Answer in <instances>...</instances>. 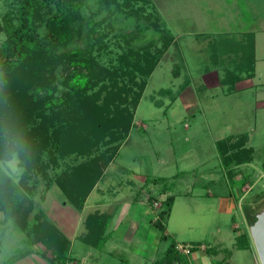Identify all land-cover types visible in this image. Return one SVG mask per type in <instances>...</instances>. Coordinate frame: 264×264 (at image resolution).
I'll use <instances>...</instances> for the list:
<instances>
[{
	"label": "rangeland",
	"instance_id": "1",
	"mask_svg": "<svg viewBox=\"0 0 264 264\" xmlns=\"http://www.w3.org/2000/svg\"><path fill=\"white\" fill-rule=\"evenodd\" d=\"M8 8L7 0H0V16ZM88 20L97 24L95 35L85 37ZM246 22L262 28L250 36L256 37L254 57L246 45L249 35L238 33ZM72 27L55 51L87 47L88 38L94 60L89 69L54 62L59 96L69 91L63 81L81 74L89 79L87 93L114 69L130 83L121 73L126 62L152 53L164 39L169 44L145 79L132 109L133 125L117 152L112 155L106 143L94 153L106 155L96 160L100 175L80 208L55 178L85 157L59 160L47 178H24L16 155L0 160L15 192L31 205L24 222L55 224L68 237V264H149L147 257L167 245L156 239L160 230L150 220L173 194L166 231L182 246L201 243L186 254L190 264H260L248 217L264 204V0H83ZM43 126L49 127L47 121ZM240 133L247 134L250 153L226 166L215 141ZM9 187L1 188L4 194ZM99 212L111 215L105 234L112 242L90 247L81 240L84 220ZM149 242L154 246L146 253L141 247ZM22 251L29 253L20 256ZM44 251L42 244L28 242L16 217L3 220L0 210V264H51L46 258L52 252Z\"/></svg>",
	"mask_w": 264,
	"mask_h": 264
},
{
	"label": "trees",
	"instance_id": "2",
	"mask_svg": "<svg viewBox=\"0 0 264 264\" xmlns=\"http://www.w3.org/2000/svg\"><path fill=\"white\" fill-rule=\"evenodd\" d=\"M126 2L131 0H123ZM82 4L83 0H7L9 8L0 16V33L3 35L0 40V160L16 155L24 178L33 174L47 178L46 171L57 166L59 160L71 155L85 157L86 161L68 165L55 178L66 197L79 208L99 178L96 160L106 155L104 152L94 153L106 143H110L108 148L112 155L117 152L120 141L126 138L133 125L132 109L140 97L145 79L154 69L159 54L169 44L164 39L161 47L152 53L146 52L139 60L127 61L120 72L127 75L130 83L121 81L119 70L114 69L106 73L104 79L107 81L101 80L95 91L87 93L89 79L81 74L76 78H66L63 83L68 84L69 91L59 96L54 93V62L67 61L89 69L94 60L92 41L88 38L87 47L58 53L54 49L55 45L72 35V25L79 17ZM95 23L87 21L85 37L88 32L95 35ZM137 76L141 82H137ZM94 85L95 82H91V86ZM133 86H138L139 90L134 91ZM44 121L49 127L43 126ZM246 140V133L216 140L215 149L220 161L226 166L230 162L245 161L250 153V149L245 147ZM7 183L10 187L4 194L1 188ZM173 198V194L167 195L156 217L150 220L160 230L159 241H167L166 247L157 252L150 264H190L187 253L177 248L178 243L166 231L165 220ZM30 206L15 192L0 167L3 220L9 216L16 217L30 244L40 243L45 251L52 252L46 258L51 264H67L70 259L68 239L50 221L41 220L27 225L22 217ZM110 217V213L89 214L84 220L87 233L81 240L101 248L106 240L105 229ZM248 218V223L255 219L253 214ZM200 244L190 245L188 253ZM28 253L22 251L20 256ZM216 264L224 263L218 261Z\"/></svg>",
	"mask_w": 264,
	"mask_h": 264
},
{
	"label": "water",
	"instance_id": "3",
	"mask_svg": "<svg viewBox=\"0 0 264 264\" xmlns=\"http://www.w3.org/2000/svg\"><path fill=\"white\" fill-rule=\"evenodd\" d=\"M249 223V233L260 264H264V204L254 214Z\"/></svg>",
	"mask_w": 264,
	"mask_h": 264
},
{
	"label": "crops",
	"instance_id": "4",
	"mask_svg": "<svg viewBox=\"0 0 264 264\" xmlns=\"http://www.w3.org/2000/svg\"><path fill=\"white\" fill-rule=\"evenodd\" d=\"M248 23H250V24H248ZM246 24L248 25V27H244V29L245 30H243V29H241L238 33L240 34V33H243L244 35H246V36H248L249 35V37L252 35V36H256L255 34V32L257 31V30H259V29H262L261 27H257V24H255L254 22H246ZM241 25H243V24H241ZM242 34V35H243ZM249 41H248V43L246 44V45H248V50H250V48H251V52H253V57L256 55L257 56V54H256V37H254V40H252V37H250V39H248ZM250 47V48H249ZM249 84H251V83H249ZM239 87V86H238ZM228 90H230V89H228ZM164 192V191H163ZM164 194V193H163ZM109 225V224H108ZM108 225H107V227H108ZM107 229V228H106ZM106 229H105V233H106ZM148 231H149V229H148ZM148 233V232H147ZM156 237V239L158 238L157 236H155ZM68 238V237H67ZM108 242H112V240L110 239V238H106V240L104 241V243H103V245H105V243H108ZM150 243V242H149ZM112 245V244H111ZM144 246V247H143ZM141 248L142 249H145L146 250V253L147 252H149V251H151V249H152V246H154V244H152V243H150V245L149 246H147V247H145V245H143ZM90 247H93L92 245H90ZM140 248V251L142 250ZM113 251V249L112 250H110L109 252H112ZM187 254H189V253H187ZM150 257V256H149ZM149 257H147V259H148V261H149V264H150V262H151V260L153 259V258H150L149 259ZM83 259H85L84 257H83ZM70 261H71V259H69V261L67 262V264L68 263H70ZM190 262V261H189ZM72 264H74V262L72 261L71 262Z\"/></svg>",
	"mask_w": 264,
	"mask_h": 264
},
{
	"label": "built area",
	"instance_id": "5",
	"mask_svg": "<svg viewBox=\"0 0 264 264\" xmlns=\"http://www.w3.org/2000/svg\"><path fill=\"white\" fill-rule=\"evenodd\" d=\"M189 247H190V246H188V245H184V246H182V245H180V244L177 245V248H178L180 251L184 252V253H188Z\"/></svg>",
	"mask_w": 264,
	"mask_h": 264
},
{
	"label": "clouds",
	"instance_id": "6",
	"mask_svg": "<svg viewBox=\"0 0 264 264\" xmlns=\"http://www.w3.org/2000/svg\"><path fill=\"white\" fill-rule=\"evenodd\" d=\"M13 159H15V157H13Z\"/></svg>",
	"mask_w": 264,
	"mask_h": 264
}]
</instances>
